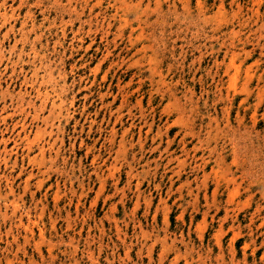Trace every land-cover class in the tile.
Wrapping results in <instances>:
<instances>
[{
	"label": "rangeland",
	"instance_id": "obj_1",
	"mask_svg": "<svg viewBox=\"0 0 264 264\" xmlns=\"http://www.w3.org/2000/svg\"><path fill=\"white\" fill-rule=\"evenodd\" d=\"M0 264H264V0H0Z\"/></svg>",
	"mask_w": 264,
	"mask_h": 264
}]
</instances>
